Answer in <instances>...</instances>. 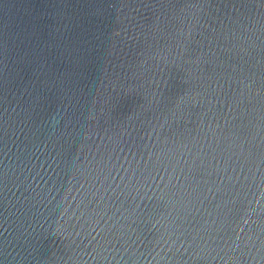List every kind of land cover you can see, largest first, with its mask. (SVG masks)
<instances>
[{"label": "water", "instance_id": "1", "mask_svg": "<svg viewBox=\"0 0 264 264\" xmlns=\"http://www.w3.org/2000/svg\"><path fill=\"white\" fill-rule=\"evenodd\" d=\"M0 264H264V0H0Z\"/></svg>", "mask_w": 264, "mask_h": 264}]
</instances>
